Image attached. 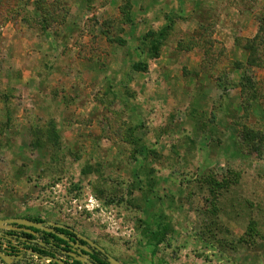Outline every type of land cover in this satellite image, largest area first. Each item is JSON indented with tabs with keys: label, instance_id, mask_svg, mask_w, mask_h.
I'll use <instances>...</instances> for the list:
<instances>
[{
	"label": "rangeland",
	"instance_id": "374dc122",
	"mask_svg": "<svg viewBox=\"0 0 264 264\" xmlns=\"http://www.w3.org/2000/svg\"><path fill=\"white\" fill-rule=\"evenodd\" d=\"M0 102V218L125 264H264V0H0Z\"/></svg>",
	"mask_w": 264,
	"mask_h": 264
},
{
	"label": "flooded vegetation",
	"instance_id": "af4514ba",
	"mask_svg": "<svg viewBox=\"0 0 264 264\" xmlns=\"http://www.w3.org/2000/svg\"><path fill=\"white\" fill-rule=\"evenodd\" d=\"M67 227L70 229L69 230L64 229L66 231L64 233H60L57 231V229L60 228H56L55 231L58 234H63L65 237H68L72 242L77 241L80 244V247L74 249V247L69 246L67 242L61 240L59 237L53 234L52 235L54 237L59 238L62 242L54 237L53 238H48V236L44 237L41 233L42 231H36V235H31L28 233H24L23 231L4 230L3 236H5L6 238H9L10 236L17 237V240L19 241L20 244L29 247V249H31L32 251H35L34 248L36 246L43 247L46 251H48L51 254V255L49 254L48 256L57 259L58 262H61V264H111L108 260V257H112V258L114 257L110 255L109 252L104 247L100 246L98 243L89 239L85 234H83L79 230H76L70 226ZM28 235H30L31 237ZM83 238H85V240ZM85 241H90L94 245L91 246ZM116 260L121 262L122 264H125L123 261H120L118 259ZM54 261H55L54 264H60L56 262V260Z\"/></svg>",
	"mask_w": 264,
	"mask_h": 264
},
{
	"label": "crops",
	"instance_id": "0c3cea01",
	"mask_svg": "<svg viewBox=\"0 0 264 264\" xmlns=\"http://www.w3.org/2000/svg\"><path fill=\"white\" fill-rule=\"evenodd\" d=\"M204 4H206L205 2H204ZM176 8L177 6H176V3H172L171 4V6H170V8H169V11L170 10H172L173 8ZM147 8H151V7H147L146 6V8L145 9H147ZM164 8H165V5H164ZM167 10H165V12H166ZM168 12V11H167ZM149 13V12H148ZM148 13L146 14V15H148ZM149 16H147V18H148ZM167 16H166V14L163 16L162 15V12H161V14L158 16V18H157V22H158V25H160V26H162V25H165V24H167ZM146 21V20H145ZM146 22H148L149 24L150 23H152L151 21H146ZM136 23H137V21H136ZM200 24H195L194 26H193V31L194 30H196V28L199 26ZM4 27L5 28H7V30H6V34H4V37L6 38V37H14V36H18V35H23L24 37H26L25 36V30H22L23 32L21 33V31H18V30H20V26H18V25H14L13 23H11V22H7V23H5V25H4ZM255 27V26H254ZM198 29V28H197ZM14 31V32H13ZM197 31V30H196ZM199 31H200V29H199ZM36 31H34L32 34H33V37H34V39H33V43L35 42V41H39L38 40V38H37V35H36ZM15 34V35H14ZM222 36H224L223 37V41L226 43V41H227V39H226V35L225 34H222ZM214 37L216 38V33L214 34ZM42 38H44L43 36H42ZM87 38V37H86ZM84 39H85V37H84ZM11 40H8V42H10ZM46 41V40H45ZM31 42V41H30ZM36 43V42H35ZM195 48V47H194ZM194 53L191 55V57L190 58H188V57H184V60L186 61V64L187 65H192V66H197L201 61H202V59L205 57V55H204V50H203V47H196L195 49H194V51H193ZM161 57H163V56H161ZM33 61V60H32ZM199 62V63H198ZM32 66H30V65H28V66H26V67H20V64H18L17 66L18 67H20V69H21V71H23V75H22V79H24L26 82H24V85L22 86V87H26V85H27V83H37L38 82V80H39V78H38V76H39V74L42 72V70H41V68H40V65H39V63L38 64H31ZM234 65V63H230V70H231V74H236V75H238V74H240V73H242L244 70H243V68H244V65H242V66H238V67H236L235 65ZM256 68H258V67H256ZM37 76V77H35V76ZM23 83V82H22ZM203 83H205V82H203ZM21 87V88H22ZM19 88V87H18ZM19 90V89H18ZM22 90L24 91V89L22 88ZM22 97H24V96H22ZM26 100L27 99H25V102H26ZM25 102L23 101V105H22V107H20V105L21 104H19L18 105V107H14V103L13 102H8V103H5L4 102V116H3V118H4V123H5V127H4V134L6 133V124L7 123H9L10 121H12L13 119H15V118H18V121H19V123H20V126L21 127H23L24 125V123H25V126H29V124H30V122H32L31 120H27L26 119V117L25 116H27V115H30V114H34V109L33 108H29V109H25L24 108V106H26V104H25ZM13 103V104H12ZM3 108V105L1 104V102H0V110ZM13 111H16V115H13ZM11 119V120H10ZM7 134V133H6ZM15 138H18V137H15ZM28 216H10V218H27ZM32 217V216H31ZM1 219H4V218H1ZM48 221V220H47ZM49 222H51V221H49ZM58 224H61V223H58ZM36 235V234H35Z\"/></svg>",
	"mask_w": 264,
	"mask_h": 264
},
{
	"label": "water",
	"instance_id": "95a60500",
	"mask_svg": "<svg viewBox=\"0 0 264 264\" xmlns=\"http://www.w3.org/2000/svg\"><path fill=\"white\" fill-rule=\"evenodd\" d=\"M56 228H62L69 230L67 226L55 223V222H36L28 218H0V230H13V231H23L24 233H28L31 235H35L36 231H42L46 233H51L57 237H59L61 240L67 242L69 246H72L75 248L80 247V244L77 241H70L68 237H65L63 234H58L55 229ZM85 240V238H83ZM89 245H94L90 241H85ZM83 247V246H82ZM102 250V249H100ZM0 258L7 264H12L13 257L11 255L4 254L2 251H0ZM58 262L57 259L53 258ZM108 260L111 264H122L121 262L117 261L116 259L112 257H108ZM61 264V262H58Z\"/></svg>",
	"mask_w": 264,
	"mask_h": 264
},
{
	"label": "built area",
	"instance_id": "2783aa9c",
	"mask_svg": "<svg viewBox=\"0 0 264 264\" xmlns=\"http://www.w3.org/2000/svg\"><path fill=\"white\" fill-rule=\"evenodd\" d=\"M3 230H0V251L13 257L12 264H54L51 256L42 255L32 251L29 247L22 245L17 237L6 238L3 236ZM0 264H6L0 258Z\"/></svg>",
	"mask_w": 264,
	"mask_h": 264
},
{
	"label": "trees",
	"instance_id": "16d2710c",
	"mask_svg": "<svg viewBox=\"0 0 264 264\" xmlns=\"http://www.w3.org/2000/svg\"><path fill=\"white\" fill-rule=\"evenodd\" d=\"M167 28H168V26H165V28L161 31V32H159L157 35H159L158 37H160V39H162V37H163V35L165 34V32H166V30H167ZM159 42V41H158ZM157 42V43H158ZM156 45L154 44L153 45V49L154 50H156ZM235 66L236 67H238L239 65L238 64H235ZM134 68H136V69H138V70H145L146 68H147V66H146V64H141V63H136V64H134ZM242 73H244V72H242ZM242 76H243V74H242ZM243 80H244V82H241L240 83V86H241V88H242V91L245 93V83L247 84H249L250 83V78H248V76L246 75H244L243 76ZM28 219H31V220H33V221H36V222H45V221H47L46 219H44V218H42V217H40V216H33V217H31V216H28L27 217ZM57 231L58 232H60V233H64V232H66L64 229H62V228H60V229H57ZM42 233V235L45 237V236H48V238H53L54 236L52 235V234H49V233H45V232H41ZM28 236H30V235H28ZM31 237V236H30ZM54 238H56L57 240H59V241H61L59 238H57V237H54ZM162 239V238H161ZM46 240H47V238H46ZM159 241H160V239H158L157 241H156V243H159ZM62 242V241H61ZM34 250L35 251H37L38 253H40V254H44V255H49L50 253L48 252V251H46L43 247H38V246H36L35 248H34ZM51 255V254H50Z\"/></svg>",
	"mask_w": 264,
	"mask_h": 264
}]
</instances>
